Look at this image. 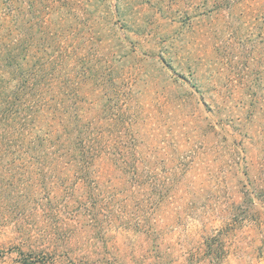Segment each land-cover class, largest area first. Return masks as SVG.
<instances>
[{
    "label": "rangeland",
    "instance_id": "rangeland-1",
    "mask_svg": "<svg viewBox=\"0 0 264 264\" xmlns=\"http://www.w3.org/2000/svg\"><path fill=\"white\" fill-rule=\"evenodd\" d=\"M0 264H264V0H0Z\"/></svg>",
    "mask_w": 264,
    "mask_h": 264
}]
</instances>
